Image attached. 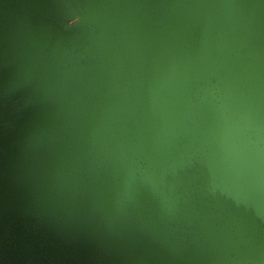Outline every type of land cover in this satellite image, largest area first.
Segmentation results:
<instances>
[{"label":"water","instance_id":"95a60500","mask_svg":"<svg viewBox=\"0 0 264 264\" xmlns=\"http://www.w3.org/2000/svg\"><path fill=\"white\" fill-rule=\"evenodd\" d=\"M46 3L0 0V264H264V0Z\"/></svg>","mask_w":264,"mask_h":264},{"label":"rangeland","instance_id":"374dc122","mask_svg":"<svg viewBox=\"0 0 264 264\" xmlns=\"http://www.w3.org/2000/svg\"><path fill=\"white\" fill-rule=\"evenodd\" d=\"M37 3H38V4H41L42 6H46V5H47L46 0H37ZM75 18H76V17H71V18L65 20V21L63 22V24H68V23L72 22ZM30 32H31V30L29 29V33H30Z\"/></svg>","mask_w":264,"mask_h":264}]
</instances>
